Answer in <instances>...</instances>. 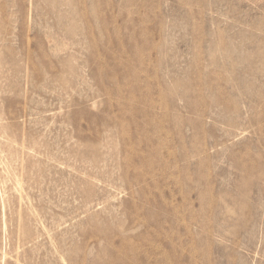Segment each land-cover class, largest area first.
<instances>
[{
	"label": "rangeland",
	"instance_id": "rangeland-1",
	"mask_svg": "<svg viewBox=\"0 0 264 264\" xmlns=\"http://www.w3.org/2000/svg\"><path fill=\"white\" fill-rule=\"evenodd\" d=\"M0 264H264V0H0Z\"/></svg>",
	"mask_w": 264,
	"mask_h": 264
}]
</instances>
